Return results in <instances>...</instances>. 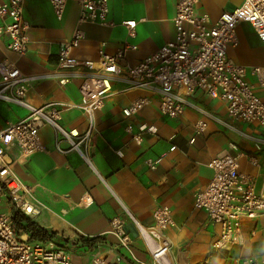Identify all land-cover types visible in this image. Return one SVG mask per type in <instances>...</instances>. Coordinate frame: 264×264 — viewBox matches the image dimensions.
Instances as JSON below:
<instances>
[{
  "label": "crops",
  "instance_id": "obj_1",
  "mask_svg": "<svg viewBox=\"0 0 264 264\" xmlns=\"http://www.w3.org/2000/svg\"><path fill=\"white\" fill-rule=\"evenodd\" d=\"M177 0H108L109 20L113 26L79 23L76 2L67 3L61 18L56 17L49 0H25L24 16L30 23V41L18 65L26 73H40L57 62L58 43L68 39L75 28L83 37L72 54L79 60L96 61L101 50L114 53L125 42L136 48L126 53L121 64H134L174 38L172 17ZM243 0H198L197 10L215 21L222 11H229ZM136 21L135 33L129 36L122 21ZM238 43L229 55L244 65H264V44L248 22L236 28ZM7 37H0V60L13 58L6 47ZM81 77L67 83L55 78L33 81L25 97L27 106L0 100V129L8 121L25 117L30 108L46 101L77 103ZM150 102L125 116L122 109L138 97ZM188 101L226 119L224 101L201 90ZM29 106V107H28ZM200 113L188 105L182 115H163L156 94L124 80L112 81L102 109L93 114L91 146L86 155L77 150L63 152L69 142L49 123L39 129L45 150L32 153L14 163L18 177L34 186L29 200L36 209L26 216L40 227L54 231L75 264H94L92 253L113 259L122 254L121 264L151 263L152 257L138 235L136 221L144 226L154 221L153 212L167 205L173 223L165 228L170 243L171 264H238L239 257L264 253V213L242 221L244 242L228 250H215L212 242L219 227L212 224L205 210L194 205V194L206 186L212 176L209 160L223 150L255 155L258 165L242 157L240 165L256 177V187L264 194V127L257 123L233 121L247 138L219 121L210 119L204 132H194ZM59 125L66 131L81 133L88 127V117L77 107L61 112ZM130 124L131 129L126 126ZM138 135V138H134ZM174 146L173 149H170ZM12 146L8 155H16ZM157 159L154 168L148 160ZM90 198L82 206L84 197ZM124 220L133 238L130 250L118 248V237L109 221ZM254 232L252 235L251 233ZM99 236V237H97ZM92 237H97L94 240Z\"/></svg>",
  "mask_w": 264,
  "mask_h": 264
},
{
  "label": "built area",
  "instance_id": "obj_2",
  "mask_svg": "<svg viewBox=\"0 0 264 264\" xmlns=\"http://www.w3.org/2000/svg\"><path fill=\"white\" fill-rule=\"evenodd\" d=\"M70 1L78 4L79 23L115 24L108 18V0H49L56 17H62ZM197 3L198 0H177L172 17L174 38L134 64L120 62L128 51L136 48L128 42L114 53L101 50L95 62L77 59L72 51L84 35L75 28L68 39L58 43L57 62L53 67L40 73H26L18 65L30 41V23L24 16L25 0H0V37H7L6 47L14 54L13 58L0 60V100L27 106L25 97L33 81L55 78L67 83L74 76L81 77L79 102L46 101L38 107L28 106L30 110L25 117L8 121L0 129V264H75L69 250L61 243L52 238L30 237L29 232L17 226L14 212L29 216L36 209L29 200L34 186L25 184L13 165L32 153L45 150L39 137L44 123L51 124L69 142L68 148H60L61 151L77 150L86 155L92 141L93 114L103 108L112 81L124 80L156 94L160 112L169 117H178L186 106H193L200 113L193 126L196 134L206 130L210 119L247 138L252 137L237 129L233 121L264 127V65H244L228 53L229 48L238 43L236 28L240 22L250 23L264 44V0H243L236 8L222 11L215 21L208 13L199 12ZM122 23L128 35L133 36L136 21L128 19ZM196 90L224 101L226 119L190 103L187 97ZM149 102L146 96L138 97L122 112L129 116ZM73 107L88 117V127L81 133L66 131L58 123L61 112ZM126 129L130 130L131 125ZM12 146L18 148L13 157L8 155ZM242 157L251 165H258L256 156L249 153L225 149L213 156L208 162L211 179L194 194L195 207L205 210L210 222L219 227L212 242L215 250H228L234 244H242L243 219L264 213V194L256 187L255 175L241 167ZM157 161L147 162L154 168ZM89 203L90 198L85 196L82 206ZM153 219L148 226L136 221L138 235L152 257L149 264H171L168 260L170 243L164 232L173 223L170 208L158 205ZM109 225L118 237L116 246L130 250L133 238L124 220L115 216ZM122 259L120 253L113 259L98 251L92 253L94 264H121ZM238 264H264V253L239 257Z\"/></svg>",
  "mask_w": 264,
  "mask_h": 264
},
{
  "label": "trees",
  "instance_id": "obj_3",
  "mask_svg": "<svg viewBox=\"0 0 264 264\" xmlns=\"http://www.w3.org/2000/svg\"><path fill=\"white\" fill-rule=\"evenodd\" d=\"M14 217H15L17 226L29 232L30 237L52 238L58 243H60V239L58 238V236L56 235L54 231H49V230H46L40 227L28 217L22 216L20 212L18 211L14 212ZM97 237H92V239H87V240H94Z\"/></svg>",
  "mask_w": 264,
  "mask_h": 264
}]
</instances>
